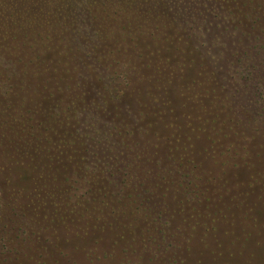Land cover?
<instances>
[{
	"label": "rangeland",
	"instance_id": "rangeland-1",
	"mask_svg": "<svg viewBox=\"0 0 264 264\" xmlns=\"http://www.w3.org/2000/svg\"><path fill=\"white\" fill-rule=\"evenodd\" d=\"M0 11V264H264V0Z\"/></svg>",
	"mask_w": 264,
	"mask_h": 264
},
{
	"label": "trees",
	"instance_id": "trees-1",
	"mask_svg": "<svg viewBox=\"0 0 264 264\" xmlns=\"http://www.w3.org/2000/svg\"><path fill=\"white\" fill-rule=\"evenodd\" d=\"M11 43H12V12L7 13L6 11H0V46L3 47L2 44H4L5 45L4 48L6 49V47L10 46ZM43 62L44 61H42V63ZM6 63L7 61L0 62V78H1L0 84L2 85V88L6 89V93H8V88H10V86L8 84V79L6 78V70H7ZM4 68H6V70ZM64 111L65 110H63V112ZM12 121H14L13 118Z\"/></svg>",
	"mask_w": 264,
	"mask_h": 264
}]
</instances>
